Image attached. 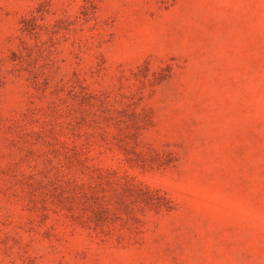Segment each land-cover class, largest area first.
Returning <instances> with one entry per match:
<instances>
[{"label": "rangeland", "instance_id": "obj_1", "mask_svg": "<svg viewBox=\"0 0 264 264\" xmlns=\"http://www.w3.org/2000/svg\"><path fill=\"white\" fill-rule=\"evenodd\" d=\"M0 264H264V0H0Z\"/></svg>", "mask_w": 264, "mask_h": 264}]
</instances>
